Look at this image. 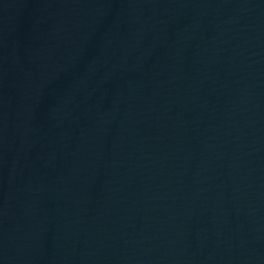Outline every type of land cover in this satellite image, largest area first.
<instances>
[{
	"label": "water",
	"instance_id": "95a60500",
	"mask_svg": "<svg viewBox=\"0 0 264 264\" xmlns=\"http://www.w3.org/2000/svg\"><path fill=\"white\" fill-rule=\"evenodd\" d=\"M60 0H0V264H71Z\"/></svg>",
	"mask_w": 264,
	"mask_h": 264
}]
</instances>
